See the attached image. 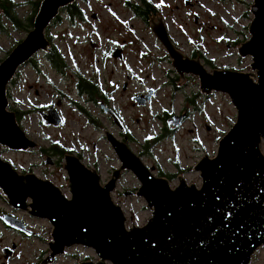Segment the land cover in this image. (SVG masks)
Instances as JSON below:
<instances>
[{"label": "rangeland", "instance_id": "374dc122", "mask_svg": "<svg viewBox=\"0 0 264 264\" xmlns=\"http://www.w3.org/2000/svg\"><path fill=\"white\" fill-rule=\"evenodd\" d=\"M150 1L157 6L176 48L190 58H198L195 56L200 54L199 59L209 72L215 69L255 72L251 68L252 57H242L238 51L251 36L253 0ZM17 2L21 4L18 16L26 21L34 5L29 0ZM79 5L87 12L83 28L71 27L67 16L63 15L66 22L48 31L68 57L69 82L62 83L59 74L49 72L46 62L39 58V65L47 77L29 65L23 68L10 88L8 110L25 113L19 122L27 137L41 147L27 151L1 147V157L11 162L18 173H33L41 180H49L70 197L64 156L50 155L56 161L54 164L44 150L50 148L52 142H60L66 150L73 151V155H82V161L89 169L95 168L101 183L106 184L121 165L106 134L124 141V132L130 136L127 141L130 149L149 168H154L152 172L156 176H160L158 166L164 172L176 174L170 181L172 188L180 184L181 178L188 185L200 188L202 179L195 166L204 156H217L219 140L236 122L237 111L230 97L222 92L203 93L198 76L184 74L183 80L151 25L135 16L127 0H89V5ZM3 20L7 29H0V61L28 34L24 29L12 28L5 18ZM67 27L71 32L62 36ZM113 51L117 52L116 56H110ZM78 74L92 78L107 92V108L103 100L81 97L74 85ZM149 94L151 99L146 98L145 104L134 99ZM51 102L58 103L65 120L59 126L50 127L41 122L39 110ZM109 110L118 120L106 113ZM165 110L172 114V119L187 115L174 131L167 132L166 138L147 148L148 140L153 141L154 137L165 134L166 129L174 128L163 120ZM262 151L264 153V141ZM121 173L111 197L123 209L127 227L143 226L152 212L145 199L137 195L142 185L132 172L123 170ZM19 210L14 214L39 235L24 237L6 229L0 221L1 243L8 247L13 243L18 246L11 258L0 250V264H41L50 254L48 244L52 241V226L46 219ZM3 211L12 213L14 210L0 189V215ZM84 261L97 262L98 257L86 247L75 246L58 256L53 264ZM251 264H264V246L254 254Z\"/></svg>", "mask_w": 264, "mask_h": 264}, {"label": "water", "instance_id": "95a60500", "mask_svg": "<svg viewBox=\"0 0 264 264\" xmlns=\"http://www.w3.org/2000/svg\"><path fill=\"white\" fill-rule=\"evenodd\" d=\"M75 2L42 0L33 29L0 62V145L15 151L41 147L27 137L15 113L8 110L7 87L20 66L50 46L47 27L61 8ZM251 13L250 39L238 51L242 57H252V74L228 69L209 72L200 54L190 58L176 48L161 16L150 22L182 78L184 74L198 76L203 93L228 94L237 111L235 124L219 140L217 156H204L195 166L202 179L200 188L188 185L184 178L172 188L170 180L156 176L153 167L149 168L126 141L109 134L106 137L120 167L102 184L96 170L87 168L78 157L66 155L71 198L49 180L18 173L0 153V189L7 202L52 225L51 252L41 264H53L56 257L75 246L86 247L98 257L97 262L81 264H251L264 246V0H253ZM146 98L134 99L145 104ZM107 113L118 120L111 110ZM41 116L44 119L46 115ZM51 117L45 125L61 124L56 114ZM184 117L186 114L169 119L168 124L177 128ZM123 170L140 181L137 195L152 212L143 226L127 229V217L111 197ZM3 220L14 229L33 234L13 216Z\"/></svg>", "mask_w": 264, "mask_h": 264}, {"label": "flooded vegetation", "instance_id": "af4514ba", "mask_svg": "<svg viewBox=\"0 0 264 264\" xmlns=\"http://www.w3.org/2000/svg\"><path fill=\"white\" fill-rule=\"evenodd\" d=\"M77 5H78V7L85 13V19H83V20H79V19H72V17H70V15H69V12L67 11V9H68V6H66L65 8H61L60 9V11H59V14H58V16L54 19V20H52L51 21V23L49 24V26L47 27V29H46V31H45V34H46V37H47V39L49 40V44H50V46H48L47 47V49L46 50H39L37 53H35V55H33L32 57H31V59L29 60V62L28 63H26V64H24V65H22V66H20L19 68H18V70H17V72H16V74H15V76H14V78L12 79V81L10 82V84L8 85V87H7V96H8V100L10 99L9 98V94H10V88H11V86H12V83H14L15 82V80L18 78V76H20V74L22 73V70H23V68L24 67H26V66H34L35 67V70H36V72H38L39 74H42V75H45V77H47V75L48 74H45V73H43V70H42V68H41V66L39 65V58H42L45 62H46V65H47V67H48V71L50 72H56L57 74H59V76L61 77V79H62V83H64V82H69L68 81V78H69V76H68V73H69V71H70V62H68V57L66 56V53H65V50L62 48V47H60L58 44H56L53 40H54V37L52 36V34H48V31L50 30V28H52L54 25H61V24H63V23H65L66 21H68L69 23H70V25H71V27H81V28H83V26L87 23V12L79 5L80 3H84L85 5H89V0H76V2H75ZM70 6V5H69ZM3 14V13H2ZM1 14V15H2ZM37 14V13H36ZM36 14H35V16H36ZM63 15H66L67 16V20L65 21V16H63ZM32 29H33V27H32ZM31 29V30H32ZM67 30H66V32H63L62 33V36L63 35H66L67 33H70L71 32V30H70V28L69 27H67L66 28ZM30 30V31H31ZM30 31H28V33L30 32ZM28 35V34H27ZM60 37H61V35H60ZM26 38V37H25ZM24 38V39H25ZM24 39H22L21 41H23ZM20 41V42H21ZM19 42V43H20ZM18 43V44H19ZM17 44V45H18ZM16 47V46H15ZM15 47H13V49L15 48ZM12 49V50H13ZM11 50V51H12ZM10 51V52H11ZM55 52H58L59 53V55H60V57H61V59L62 60H64V62L66 63V67H65V69H64V71H61V69H60V67L54 62V61H52L51 60V56L55 53ZM114 52V51H113ZM113 52H111V53H113ZM110 53V54H111ZM10 54V53H9ZM8 54V55H9ZM7 55V56H8ZM111 56V55H110ZM5 59V58H4ZM70 59H72V58H70ZM80 74H78V76H79ZM72 76V75H71ZM83 76V75H82ZM89 79H92V78H89ZM77 80H76V82H74V85H75V87H76V90L78 91V93H79V90H78V87H77ZM100 85V84H99ZM101 87V86H100ZM101 89H102V92L105 94V95H107V92L104 90L103 91V88L101 87ZM153 92V91H152ZM63 94V93H62ZM65 96V95H64ZM83 96H87V95H81V97H83ZM141 97H143V98H146V97H144V96H141ZM90 100L91 101H94L93 99H91L90 98ZM103 101H105V107L107 108V98L106 99H103ZM102 106H104V103L102 104ZM9 111H12V112H14L15 113V115H16V118H17V121H18V123L20 124V126H21V123L19 122V118H22V117H24V112H21V111H19V110H16V112L15 111H13V110H9ZM39 113H40V117H41V122H42V124L43 125H45L44 124V121H49V120H52V117H51V115H54V114H56L57 115V117L58 118H60V120H61V124H63L64 123V118H63V115L61 114V112H60V110H59V107H58V103H54V102H51L50 104H48V105H45V106H43V108L42 109H40L39 110ZM41 113H44L46 116H45V118L43 119L42 118V116H41ZM54 113V114H53ZM106 113H107V111H106ZM187 115V114H186ZM171 116H172V114L171 113H168L167 114V117L165 118V116H164V120H166L167 122H168V120L169 119H172L171 118ZM90 121L91 122H93V123H95V120L93 119V118H90ZM96 124H97V122H96ZM46 126H50V127H52V126H54V125H46ZM174 127V126H173ZM21 128H22V126H21ZM23 129V128H22ZM174 129H175V127L174 128H170V129H166L165 131H166V133L168 132V131H174ZM25 132V131H24ZM165 133V134H166ZM27 135V134H26ZM123 135H125L124 134V132H123ZM125 137H127L128 139H129V136L128 135H125ZM164 138H166V136L164 137ZM126 140V139H125ZM55 142H57V141H54V142H52L51 144H55ZM60 143V142H59ZM128 143V142H127ZM61 144V143H60ZM61 146H62V144H61ZM1 147H4V146H2V145H0V153H1ZM63 147V146H62ZM5 148H7V147H4V148H2V149H5ZM64 148V147H63ZM9 149V148H8ZM65 149V148H64ZM9 150H11V149H9ZM29 150V149H28ZM66 150V149H65ZM44 153H46L47 155L46 156H50V155H55V153H54V151H52V146H50V148H47L46 150H44ZM53 153V154H52ZM72 153H73V151H72ZM72 153H69V152H65V154H63V156H64V160H65V165L67 164V161H66V155H73ZM59 156H62V155H59ZM73 156H76V157H78L79 159H80V161L84 164V165H86L83 161H82V155H79V156H77V155H73ZM52 156H50V159L51 160H53V163L55 164L56 163V161L53 159V158H51ZM3 158V157H2ZM5 160V159H4ZM51 160H49V161H51ZM7 161V160H6ZM11 163V162H10ZM86 167L88 168V166L86 165ZM158 168H159V171L160 170H162L159 166H158ZM95 169V168H94ZM94 169H92V170H94ZM97 171V170H96ZM20 173V172H19ZM167 173V172H166ZM20 174H33V173H20ZM170 174V173H169ZM174 174V173H173ZM68 177V176H67ZM158 177H163V176H158ZM119 181V180H118ZM118 181H117V183H118ZM170 181H172V180H170ZM68 182H69V178H68ZM117 183H116V187H117ZM56 185V184H55ZM57 186V185H56ZM59 187V186H58ZM59 189H61L60 187H59ZM61 191H62V189H61ZM3 192V191H2ZM4 193V192H3ZM63 193V195H65V193L64 192H62ZM5 194V193H4ZM65 196H67V195H65ZM68 197V196H67ZM68 198H71V196L70 197H68ZM29 201V200H28ZM29 202H31V201H29ZM13 208V207H12ZM13 210L14 211H12V213H7L6 211H3L2 212V214L0 215V221L2 222V224H3V226L6 228V229H8V230H11V231H14V232H16V233H18V234H20V235H22V236H24V237H29V238H31V237H35L34 235H36V236H38L39 234L36 232V231H31V230H29V229H32V227H30V225L29 224H27L23 219H20V218H18L19 216L18 215H15L14 214V212H16V211H20L19 209H15V208H13ZM26 212V211H25ZM28 213V212H27ZM7 215H9V216H13V217H15V218H17V219H19V220H21L22 221V223L24 224V226H25V228L26 229H28L29 231H31L33 234L32 235H27V234H25L24 232H22V231H19V230H17V229H14L13 227H11V226H9L4 220H3V217H5V216H7ZM52 226V225H51ZM126 227H127V225H126ZM127 229H129V227H127ZM3 239V234L0 232V250H1V253L3 252V253H5V256L7 257V258H11L12 256H14V254L16 253V251H17V244L16 243H13L12 244V246L10 247H8L7 245H3L2 243H1V240ZM51 252V251H50ZM0 253V254H1ZM47 253H48V251H47ZM47 253H45V255L44 256H46L47 255ZM57 258V257H56ZM55 261H56V259H55ZM43 262V261H42ZM41 262V263H42Z\"/></svg>", "mask_w": 264, "mask_h": 264}, {"label": "trees", "instance_id": "16d2710c", "mask_svg": "<svg viewBox=\"0 0 264 264\" xmlns=\"http://www.w3.org/2000/svg\"><path fill=\"white\" fill-rule=\"evenodd\" d=\"M29 1L34 5L33 13L26 21H23L18 16L17 9L19 6H21V4L17 2V0H0V9L2 10L3 13L2 15H0V29H7V26L3 20V18H5L11 23L12 28L17 30L24 29L26 31H30L33 27L35 14L38 12L42 0H29ZM127 4H128V8L131 9V11L135 14V16L139 17L147 24H150L152 17L159 16L157 6L150 0H137L136 2H131L127 0ZM67 11L69 12L70 17H72L73 20L85 19V13L78 7L76 3H72L70 4V6L68 5ZM195 57L198 56L196 55ZM51 60L54 61L60 67L61 71H64L65 67L67 66L64 60L61 59L58 52H55L51 56ZM77 79H78L77 87L80 95H87L89 96V98L93 99L94 101L103 100L107 98V95H105L102 92L100 85L97 82H95L93 79L86 78L82 75H79ZM190 101L193 102L194 100L191 99ZM168 113L169 112L165 110V114L163 115V120H164V116L166 118ZM166 135L167 133L162 134L161 136L158 137H154L153 141L148 140L146 147L149 148L153 143L158 142ZM123 136L125 137V135ZM125 139L124 141L126 142L130 141V136H129V140L127 137H125ZM51 146H52V151H54L55 155L63 156L65 152L72 153V151L65 150L59 142H55V144H51ZM159 175L169 180H173L176 177V174H169L162 170L159 171Z\"/></svg>", "mask_w": 264, "mask_h": 264}]
</instances>
